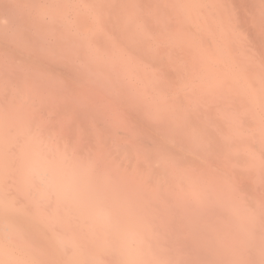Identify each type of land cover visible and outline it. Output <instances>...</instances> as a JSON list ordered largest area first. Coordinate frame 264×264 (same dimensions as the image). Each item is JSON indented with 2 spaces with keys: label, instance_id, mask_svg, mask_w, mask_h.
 Wrapping results in <instances>:
<instances>
[{
  "label": "clouds",
  "instance_id": "1",
  "mask_svg": "<svg viewBox=\"0 0 264 264\" xmlns=\"http://www.w3.org/2000/svg\"><path fill=\"white\" fill-rule=\"evenodd\" d=\"M220 2L137 6L135 27L161 30L170 67L137 74L93 40L109 27L110 0H33L20 55L57 34L79 36L62 93L76 100L116 88L159 133L110 168L39 122L6 138L0 112V264H264V252L237 256L219 244L237 222L264 229V32L258 50ZM128 174L140 178L139 206L123 191Z\"/></svg>",
  "mask_w": 264,
  "mask_h": 264
},
{
  "label": "bare ground",
  "instance_id": "2",
  "mask_svg": "<svg viewBox=\"0 0 264 264\" xmlns=\"http://www.w3.org/2000/svg\"><path fill=\"white\" fill-rule=\"evenodd\" d=\"M110 1L112 7L117 5V0ZM123 2L124 5L114 10L117 18L114 19V26H110L109 33L106 31L98 33L93 37L94 42L107 51L106 59L110 61L119 62L123 59L130 63L124 54L138 52L142 61L131 67L137 74L145 72L147 66H153L157 72L170 73L169 62L163 55L165 48L162 45L164 36L161 30L158 29L155 36L148 40L154 39L153 41L143 44L146 34L140 33L132 23L125 26L117 21L118 14L121 19L122 14L129 13L130 20L137 6L151 8L153 5L149 0ZM32 6L33 2L23 0H0V45H2L0 51L4 53L0 57V112L5 117L2 129L4 136L9 138L10 132H23L29 123L39 122L47 132L64 138L71 146L100 159L110 168L114 167L115 161L131 157L143 147H151L152 140L159 133V128L147 122L142 107H135L136 99L131 96L125 95L127 102L122 111L116 103L96 105L95 100L88 101L86 107L88 110L84 119L79 121V123L84 121V126L75 124L77 127L74 128L73 119L67 118V114L63 116L59 113V105H47L52 97L44 96L37 99L30 89H26L28 85L36 88H51L65 80L71 62L77 57L84 44L79 36L65 32L51 38V41L43 47L26 49L21 56L17 46L21 43V30L30 15L28 10L32 9ZM221 12L228 14L232 10L228 8ZM137 32L140 35H137ZM103 36L106 37L105 40ZM156 39L159 42H154ZM170 39L174 45L184 42L183 37L179 35ZM182 46V44L176 45L173 50L178 51ZM9 53L14 55L9 56ZM154 64H158V67ZM114 90L115 88L112 89L111 95L115 94ZM25 98H27L26 103ZM15 106H18L16 112H14ZM122 187L133 206L142 203L143 189L139 177L131 174L123 176ZM219 244L229 254L238 256L242 251L248 250L255 254V258H259L261 252H264V229L252 228L244 222H237L224 230Z\"/></svg>",
  "mask_w": 264,
  "mask_h": 264
},
{
  "label": "rangeland",
  "instance_id": "3",
  "mask_svg": "<svg viewBox=\"0 0 264 264\" xmlns=\"http://www.w3.org/2000/svg\"><path fill=\"white\" fill-rule=\"evenodd\" d=\"M14 1V0H13ZM22 1V0H20ZM23 1H28V2H33V0H23ZM124 0H117L116 6L112 7L113 4L110 1L109 3V8L111 15L108 19V24L109 27L106 31V33H109V28L110 26H114L115 24V18H117V13L114 10H117L120 8L122 5L125 3L123 2ZM120 6V7H119ZM218 8L222 11L226 9H231L232 11H235L236 15L240 18L242 21V26L244 30L250 34L252 38V44L254 47H256L258 50L260 49L262 45V32H264V22L261 21L260 19V14H259V4L258 0H221L220 4L217 5ZM31 12V9L28 10V12ZM251 12V15H248V13ZM129 13L122 14V18H119L118 14V19L117 20L119 23L121 22L125 26H129L128 23H132V25H135L133 19H128ZM132 17V16H131ZM121 20V21H120ZM130 21V22H128ZM137 28V27H136ZM137 30L142 33L146 34L143 30L138 29ZM158 29H152L151 30V35L146 34V38L143 42V44H147L151 41H148L149 39L153 38L155 34L158 32ZM137 32V35H140V33ZM154 34V35H153ZM105 40V36H103ZM139 42V40H138ZM154 42H159L158 39H156ZM184 42H181L180 44L183 45ZM177 44L176 45H180ZM162 53V52H161ZM124 57L130 60V66L135 67L137 62H141L142 59L140 58V55L138 52H133V53H126L124 54ZM154 66L158 67V64H154ZM143 68L145 66H142ZM156 70L153 66H147V69L145 71H153ZM165 72V71H163ZM166 73V72H165ZM37 78L39 77L38 75L36 76ZM61 82H58L54 87H47V88H36L32 85H28L26 89H30L32 91L33 95L35 98L40 99L43 98L44 96H50L52 97V100L47 103L49 106H56L59 105V113L62 114L63 116L67 114V118L73 119V125L74 128L77 127V125H83L84 126V121L79 123V121L83 118L87 112L88 109H86L87 102L90 100H95L96 105L105 103V104H114L116 103L117 106L120 108V111H122L123 106L127 102V100L124 98L126 97L125 95H121L120 91L115 88V94L111 96H105V94L99 90V89H90V90H85L84 96L76 99V100H69L61 91ZM101 99H104L102 101ZM135 107H140L139 101L136 99L134 102ZM18 109V106H15L14 112H16ZM91 111L89 110V114ZM83 130V128H82ZM84 137V136H83Z\"/></svg>",
  "mask_w": 264,
  "mask_h": 264
}]
</instances>
